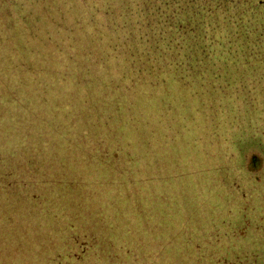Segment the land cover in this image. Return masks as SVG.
Instances as JSON below:
<instances>
[{
  "label": "rangeland",
  "instance_id": "rangeland-1",
  "mask_svg": "<svg viewBox=\"0 0 264 264\" xmlns=\"http://www.w3.org/2000/svg\"><path fill=\"white\" fill-rule=\"evenodd\" d=\"M45 30L42 25L44 33ZM67 63L72 70L76 69L74 62ZM104 71L106 75V69L100 68V72ZM57 74L50 77L46 94L50 101L46 104L57 103L67 92L66 109L70 116L77 105H85L87 95L76 89L67 75ZM118 75L119 69L115 76ZM182 76L185 84L171 79L156 93H146L147 98L137 95L134 89L131 93L126 91L129 84L124 80L120 85L115 81L113 85L109 83L108 87L114 86L116 90L111 100L124 94L132 112L142 114L143 119L135 127L131 123L129 136L122 138V150L107 152L95 147L83 164H79L77 153L67 149V140L75 137L69 134L85 139L83 133L68 128L67 133L53 132L51 128L56 123L49 116L63 111L40 103L38 98L43 91L38 94L34 83V99L29 98L27 88L22 90L19 102L0 103L11 113L12 119L5 118L9 122L7 129L13 127L9 137L13 141L24 137L23 142L35 144L34 148L30 143L31 148L14 149L12 155L17 158L14 164L10 163L13 170L6 174L0 188V264H264V138L257 139L258 127L264 126V89H256L259 94L255 106L247 102L252 100L248 90L234 100H223L225 112L231 115L223 114L216 132L212 117L207 114L209 107L190 103L195 99L188 93L194 83ZM253 81L254 78L249 79L248 86ZM74 91L79 92V100H75ZM214 91L210 84L200 85L198 90L201 97H210ZM171 98L173 103L181 101L174 124L182 119L184 104L190 103L185 113H197L187 127L167 124L172 116L160 109ZM143 106L148 113L143 112ZM173 107L168 111H179ZM104 109L107 111H102L103 121L111 112V108ZM159 119L163 125L157 123ZM103 121L95 124L89 134L110 135ZM140 121L146 124L147 132L139 133L144 127ZM149 122L160 131H152ZM120 123L115 124V129ZM239 135L254 137L256 141L251 140L239 149ZM155 138H159L158 146ZM150 140H154L153 145ZM119 158L127 173H116L114 177L110 167L118 171L119 163L111 164ZM13 165H18V170ZM131 168H142L143 178L129 177ZM90 230L104 239L115 236L117 243L125 242L124 247H114L113 251L100 247L99 259L91 254L83 261L57 255L58 248L67 246L68 237L84 238Z\"/></svg>",
  "mask_w": 264,
  "mask_h": 264
},
{
  "label": "trees",
  "instance_id": "trees-1",
  "mask_svg": "<svg viewBox=\"0 0 264 264\" xmlns=\"http://www.w3.org/2000/svg\"><path fill=\"white\" fill-rule=\"evenodd\" d=\"M40 5L41 10H37ZM67 60L74 62L76 69L72 70ZM0 62V103L19 102L22 90L27 88L30 90L29 98L34 99L35 89L31 88V83H34L38 94L43 91L38 98L40 103L63 111L49 116L56 123L51 128L53 132L65 130L67 133L71 130L83 133L85 139H81V135L69 134L71 138L75 137L67 140L70 143L67 149L77 153L79 164H83L95 147L107 152L110 149L122 150V138L129 136L127 131L131 123L135 127L136 122L143 119L142 114L132 112L124 94L120 93L119 99L111 100L116 90L108 85H113L114 81L120 85L124 80L129 84L126 91L131 93L134 89L137 95L147 98L146 93H156L171 79L181 81L180 85L185 84L182 75H186L194 83L188 92L195 96L190 103L195 105L198 102L201 108L209 107L207 114L212 117L210 120L215 124L216 132L218 121L224 119L223 114L231 115L225 112L223 100H234L248 90L252 100L247 102L255 106L259 94L256 89H264V0H0ZM102 67L106 69V75L105 71L100 72ZM118 69L119 75L115 76ZM57 72L67 75L76 89L87 95L85 105H77L70 116H67L66 109L67 92L57 103L46 104L50 101L46 95L50 77L57 76ZM16 76L17 79L14 78ZM252 78L254 81L248 86ZM206 84L213 85L215 91L210 97H201L199 87ZM74 96L79 100L78 91H74ZM74 96L71 95L72 101ZM172 99H168L160 109L172 116L167 124L173 123L180 112L181 101L174 104ZM189 104H184V115L173 126L184 128L197 118L194 111L184 112ZM172 106L179 111L169 112ZM249 107L252 109L253 106ZM104 108H111L105 121L102 120V111H107ZM143 109L148 113L147 107L143 106ZM95 111L98 112L97 117ZM233 114L235 119H239V115ZM5 118L12 119L10 110L0 106V134L6 135V138L0 137V188L6 174L13 170L10 163L14 164L17 158L12 155L14 149L31 148V142H23L24 137L14 141L9 137L13 127L7 129L9 122ZM19 119L22 122V115ZM101 121L104 129L111 131L110 135L100 132L98 134L103 137H94L89 134ZM119 122V128L115 129ZM140 122L144 127L139 133L147 132L146 124ZM157 123L164 124L162 119ZM149 125L152 131H160L151 122ZM247 128L240 130L241 133ZM258 128L257 139L262 141L264 126ZM97 129L102 130L101 127ZM155 139L158 146L159 138ZM251 140L256 141L251 136H237V148ZM150 141L153 145L154 140ZM101 160L108 162V159ZM118 163L121 166L120 158L118 161L114 159L111 165ZM13 166L18 170V165ZM141 169L131 168L129 177L143 178ZM110 170L114 177L116 173L118 176L127 173L125 166L118 171L113 167ZM17 181L20 183L19 178ZM75 233H79L78 228H75ZM98 241L100 244L96 245ZM124 243H117L115 236L104 239L98 232L90 230L84 238L78 235L68 237L67 246L58 248L57 255L83 261L93 254L99 259L101 253L97 252L98 248L113 251L119 246L124 247ZM76 247L81 248L76 250Z\"/></svg>",
  "mask_w": 264,
  "mask_h": 264
}]
</instances>
